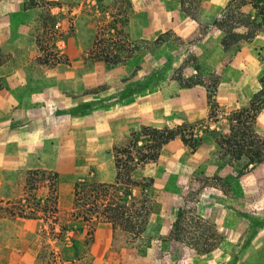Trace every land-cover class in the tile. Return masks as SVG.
Returning <instances> with one entry per match:
<instances>
[{"label": "rangeland", "instance_id": "obj_1", "mask_svg": "<svg viewBox=\"0 0 264 264\" xmlns=\"http://www.w3.org/2000/svg\"><path fill=\"white\" fill-rule=\"evenodd\" d=\"M177 1L34 0L30 7V0H11L2 8L0 264H264V161L239 175L219 158L209 131L226 126L225 116L247 103L260 77L238 105L220 106L221 70L236 50L221 59L212 45L196 42L198 32L186 33L181 17L174 23ZM35 7L37 14L25 12ZM189 84L207 89L204 117L181 92ZM177 126L200 144L178 135L157 147L151 129ZM255 130L264 136V108ZM123 148L133 156L147 151L148 159L124 161ZM123 162L133 177L153 179L143 237L127 242L128 231L107 220L65 221L64 207L73 203L65 180H107L123 173ZM42 170L57 173L54 190L33 181ZM200 185L196 200L187 196ZM181 205L218 228L224 242L212 253L169 239ZM100 222L110 223L108 236L96 233Z\"/></svg>", "mask_w": 264, "mask_h": 264}, {"label": "trees", "instance_id": "obj_2", "mask_svg": "<svg viewBox=\"0 0 264 264\" xmlns=\"http://www.w3.org/2000/svg\"><path fill=\"white\" fill-rule=\"evenodd\" d=\"M180 3L181 9L192 16L193 4L198 6L200 0H180ZM248 4L255 10L254 16L243 11V7ZM34 5V0H30L29 6ZM213 24L223 32L221 39L223 49L225 51L239 50L243 44L251 41L258 32L264 30V0H228L223 14L216 18ZM259 84V89L253 93L245 105L232 110L225 116L224 128L219 131L209 130L216 134L219 158L225 160L228 165L237 167L239 175L248 173L264 161V136L255 130L257 116L264 108V74L260 76ZM190 86L191 84L186 87ZM151 132L157 140V147L178 135L193 148L201 142V138L195 136L193 131L180 129L179 126L174 129H151ZM145 147L150 145L147 144ZM135 151L137 156H133L132 152L126 148L117 152L125 156L124 161L134 158L143 161L148 159L147 151L141 149ZM116 167H119L118 162ZM120 169L117 170L114 181L110 183L87 180L75 182L72 210L67 212L69 218L65 221L69 222L71 218L73 221L81 219L88 224L107 220L111 223L113 230L117 226L128 231L127 242H135L142 238L152 213L151 199L147 191L153 179L144 175L139 178L133 177L132 170H128L124 162L123 173ZM32 179L33 181L47 180L54 190L58 176L57 173L42 170L37 171ZM121 182H123V188L120 187ZM203 187V185L189 186L187 196L196 200ZM54 195L52 202L55 205L56 194ZM57 211L55 208L54 212ZM74 229L82 231L83 227L76 225V228L72 227V230ZM168 237L201 254L211 252L223 240V236L213 222L201 216L193 207L184 205L178 207Z\"/></svg>", "mask_w": 264, "mask_h": 264}, {"label": "crops", "instance_id": "obj_3", "mask_svg": "<svg viewBox=\"0 0 264 264\" xmlns=\"http://www.w3.org/2000/svg\"><path fill=\"white\" fill-rule=\"evenodd\" d=\"M10 2L11 0H2L0 2V11ZM227 2L228 0H200L197 9L199 10L201 17L196 19L181 9V3L180 0H178L174 14L176 16L174 23H177L176 19H180L181 17L183 22L187 24L186 33L189 32L194 34L195 32H198L200 37L196 39V42H206L207 45H212L219 53L221 59L228 55V53L223 49L221 44L223 32L213 24V21L223 14ZM186 4L188 5V2ZM243 11L250 13L252 16L255 14V10L250 4L244 6ZM25 12L33 13V15H35L39 12V8L35 7V9H27ZM198 28H202V32ZM258 51H264V30L258 32L251 41L243 44L239 50H236L230 58L227 59L223 70H221L220 82L217 86V93L215 96L220 106L224 105L225 107L232 109L239 104V94L248 95L254 91L253 88L257 83L258 77L264 74V59L260 58ZM181 92L193 96L194 99H191V103H199L201 106V114L199 115V118L204 117L207 111L206 87L200 84H192L190 87L181 89ZM224 113L225 112H223V114ZM40 154L41 153L38 155ZM39 158L36 160L41 163ZM114 179L115 175L111 177L109 176L107 180L101 179L99 182L110 183L113 182ZM75 180L76 176L74 175L65 180V183L69 186V197L72 194L71 190L74 188ZM71 203L64 207L65 211L69 212L72 210L73 205ZM96 233L100 235L106 234L108 236V234L111 233L110 223L102 222L99 225V228H97ZM223 242L224 238L216 248H218ZM214 250L209 253H212Z\"/></svg>", "mask_w": 264, "mask_h": 264}]
</instances>
